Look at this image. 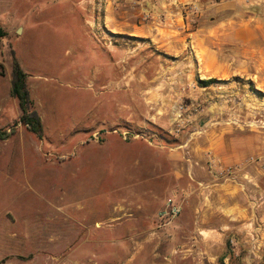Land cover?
I'll use <instances>...</instances> for the list:
<instances>
[{"label":"rangeland","instance_id":"rangeland-1","mask_svg":"<svg viewBox=\"0 0 264 264\" xmlns=\"http://www.w3.org/2000/svg\"><path fill=\"white\" fill-rule=\"evenodd\" d=\"M263 53L264 0H0V264H264Z\"/></svg>","mask_w":264,"mask_h":264},{"label":"trees","instance_id":"trees-1","mask_svg":"<svg viewBox=\"0 0 264 264\" xmlns=\"http://www.w3.org/2000/svg\"><path fill=\"white\" fill-rule=\"evenodd\" d=\"M212 82L213 79L200 81L204 87L209 86ZM10 86L11 96L17 100L21 112L19 121L38 138H42V124L38 114L32 109L30 92L27 85V74L22 70L15 58L12 60Z\"/></svg>","mask_w":264,"mask_h":264},{"label":"bare ground","instance_id":"bare-ground-1","mask_svg":"<svg viewBox=\"0 0 264 264\" xmlns=\"http://www.w3.org/2000/svg\"><path fill=\"white\" fill-rule=\"evenodd\" d=\"M224 28V27H223ZM229 33V32H228ZM243 33V32H242ZM244 33H246V36H248L249 37V34L247 33V31H244ZM240 35H241V33H240ZM245 36V35H244ZM224 41V40H223ZM248 42V41H247ZM246 45V48L247 47H250V48H255V46L257 45V42H254V40H252V39H250L249 40V42L247 43V44H245ZM251 50V49H250ZM247 53H249V54H251V55H253L254 53L252 52V51H249L248 49H246L245 50ZM255 51V50H254ZM260 53H262V52H260ZM264 54V53H263ZM258 55V54H257ZM256 56V55H255ZM254 56V57H255ZM251 58V57H250ZM252 60H255V59H252ZM260 60V59H259ZM258 60V61H259ZM256 61V60H255ZM261 61V60H260ZM262 61H264V60H262ZM262 61H261V63H262ZM250 62V61H249ZM223 66V65H222ZM209 73V72H208ZM254 159V158H253Z\"/></svg>","mask_w":264,"mask_h":264},{"label":"built area","instance_id":"built-area-1","mask_svg":"<svg viewBox=\"0 0 264 264\" xmlns=\"http://www.w3.org/2000/svg\"><path fill=\"white\" fill-rule=\"evenodd\" d=\"M179 213V209H172L169 211V215L176 216Z\"/></svg>","mask_w":264,"mask_h":264},{"label":"crops","instance_id":"crops-1","mask_svg":"<svg viewBox=\"0 0 264 264\" xmlns=\"http://www.w3.org/2000/svg\"><path fill=\"white\" fill-rule=\"evenodd\" d=\"M260 236H261L260 238H261V240H262V239L264 238V233H262ZM251 241H252V240H251ZM249 243H251V242L249 241ZM260 244L263 245L262 242H261ZM263 254H264V249H263Z\"/></svg>","mask_w":264,"mask_h":264},{"label":"flooded vegetation","instance_id":"flooded-vegetation-1","mask_svg":"<svg viewBox=\"0 0 264 264\" xmlns=\"http://www.w3.org/2000/svg\"><path fill=\"white\" fill-rule=\"evenodd\" d=\"M10 88H11V86H10Z\"/></svg>","mask_w":264,"mask_h":264}]
</instances>
